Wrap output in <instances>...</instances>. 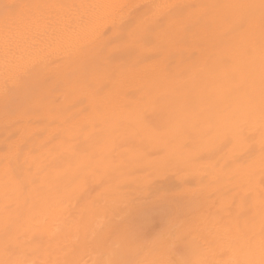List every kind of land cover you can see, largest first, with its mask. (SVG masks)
I'll return each instance as SVG.
<instances>
[{"label": "snow or ice", "instance_id": "snow-or-ice-1", "mask_svg": "<svg viewBox=\"0 0 264 264\" xmlns=\"http://www.w3.org/2000/svg\"><path fill=\"white\" fill-rule=\"evenodd\" d=\"M61 13L77 23L82 38L73 53V70L59 85L66 96L77 98L70 108L78 110L65 121L62 132L48 141L55 147L47 162L34 159L28 163L34 150L24 140L8 143L2 150L0 264H264V0H149L139 5L3 0L0 98L6 104V119L16 114L7 110L14 99L18 109L39 112L46 108L47 97L37 91V86L46 79L44 70L52 61L50 53L40 46L43 32L34 26L40 21L51 22ZM194 26L210 31L213 43L202 50L196 63L179 72L171 71L163 62L150 72L141 71L138 65L144 63L143 59L127 68L113 65L117 48L162 54ZM241 34L245 42L238 74L236 57L230 49L237 48ZM129 76L144 81L135 105L127 106L139 122L134 135L146 133L150 139L165 144L170 138L179 139L189 151L197 137L215 140L221 149L232 145L226 165L246 174L250 182L258 165L259 200L250 196L242 204L241 214L254 220L258 209L259 231L243 235L219 233L209 243L202 222L162 208L168 227L154 237L144 235L132 224L118 231L102 228L93 241L99 250L94 260L84 259L75 249L65 252L62 259L20 258L37 252L22 209L33 213L44 207L67 205L74 216L79 210L72 205L75 199L77 205L86 201L83 211L115 205L122 213V221L137 211L139 198L125 192L117 170L106 163L111 152L123 147L127 140L119 135L125 122H114V116L120 83ZM17 90H23L18 98ZM194 96L199 104L191 102ZM149 109L161 115V122L147 120ZM188 112L196 114L195 123L181 118ZM21 161L28 165L22 170ZM160 162L173 163L167 155ZM91 193L95 195L89 199ZM209 254L227 259L210 260Z\"/></svg>", "mask_w": 264, "mask_h": 264}, {"label": "rangeland", "instance_id": "rangeland-1", "mask_svg": "<svg viewBox=\"0 0 264 264\" xmlns=\"http://www.w3.org/2000/svg\"><path fill=\"white\" fill-rule=\"evenodd\" d=\"M24 1H26V3L79 4L99 3L100 0ZM114 2L139 5L149 2V0H114ZM168 2L216 3L222 2V0H168ZM57 19L66 20L69 18H66L64 14L61 13L54 20ZM244 42L245 37L241 34L237 37V48L230 49L231 54L236 57L235 67L238 74L243 64L242 45ZM80 43H82L81 37ZM212 43L213 38L210 31H206L199 26H194L186 37L182 36L178 38L177 43L168 47L162 54H157L152 50L117 48L113 53L112 60L114 66L127 68L136 64L138 60L143 59L144 63L139 64L138 69L149 72L157 66H160L161 62H163L171 71L179 72L184 67L196 63L200 59L202 50L210 48V44ZM203 46L205 47L203 48ZM74 61L75 56L72 54L44 70L46 79L37 86V91L43 92L47 97V106L44 110L33 112L25 108L18 109L15 100H13L8 103L7 110L15 111L16 114L11 119H6V104L4 99L0 98V149L5 148L3 143L11 133V127H14L15 124L20 122V126L26 128L28 131L34 129L40 131L42 152L47 154L44 162H47V160L51 158L50 153H52L55 144H48V141L53 136L62 132L63 128L66 126L65 121L70 119L78 110L70 108L77 98L66 96L65 90L59 87L64 77L73 70ZM143 82L144 81L139 78L129 76L125 77L120 83L121 95L116 101L118 106L114 116V122L120 120L125 122L126 127L120 129L119 135L126 137L127 140L123 147H116L115 150L111 152L106 162L110 168H115L117 170L125 192L127 191L130 196L139 198V208H147L149 205L154 206L156 204L158 206L166 205L168 207V204H173L175 211L182 214L188 220L202 222L206 229L209 228L212 223H218L222 226H228V228L233 230L238 228L243 233L252 230L258 232V209L255 212L254 220L250 219L247 215L241 214V206L250 196L255 198L257 202L259 200L261 184L258 165L255 176L250 182L246 174L240 173L235 168L226 165V161L229 159L233 149L232 145H228L221 149L217 141L209 138L200 139L197 137L194 142V148L189 151L182 147L183 142L179 139L170 138L169 142L165 144L150 139L146 133L134 135V131L139 128V122L132 114L131 108L127 106L135 105L141 94L140 90L144 85ZM191 102L193 104L200 103L195 96L192 98ZM200 106L204 107L205 105L201 104ZM146 116L149 122L159 123L162 120L161 115L151 109L148 110ZM150 118H152V121ZM181 118L188 119L193 123L196 122V114L194 112L184 113ZM141 141L143 143H141ZM144 143H146V145ZM46 144L47 147H44ZM40 153V151L36 152L34 154V159H39ZM165 155H167L173 163L162 165L160 161ZM185 162L193 163L194 168L200 169L203 178L200 180H196V178L192 179L191 175L193 171L184 165ZM1 163L3 162L1 161ZM22 167L23 166H21V168ZM136 174H138V176H136ZM3 179L2 166L0 168V183L3 182ZM153 183L155 184L153 185ZM158 186H161L162 188H160L162 190ZM148 187L150 188L148 189ZM208 187H210L209 189L211 191L219 190L220 193L217 196L210 195L208 194ZM188 190L193 191L195 196H190L187 193ZM157 191H160L161 194ZM91 194L88 196L89 199L95 195L94 193ZM148 194L150 196H148ZM154 194H160V196H156L155 198ZM158 197H163V200L157 201ZM74 201L76 200L73 199L72 204ZM22 211L25 213L24 224L33 220H35V224L43 222L46 224H53L51 219H56L62 211H65V217L69 215V208L67 205L44 207L39 212L33 213H28L27 210L24 209H22ZM29 214H31V216ZM210 219H213V221H209ZM29 234L34 241V247H38L41 242H46L48 240L37 227H31ZM32 255L28 258H33Z\"/></svg>", "mask_w": 264, "mask_h": 264}, {"label": "bare ground", "instance_id": "bare-ground-1", "mask_svg": "<svg viewBox=\"0 0 264 264\" xmlns=\"http://www.w3.org/2000/svg\"><path fill=\"white\" fill-rule=\"evenodd\" d=\"M0 2H3V0H0ZM8 2H25L26 3V1L24 0H8ZM106 2H114V0H100L99 1V3H106ZM2 23H3V18L2 16H0V25H2ZM36 26H38L40 30L43 32V35L41 36L40 46L46 52L50 53V59L52 62L49 63L47 68L53 64H56V62H58L59 60H62L63 58L68 57L69 55H72L75 49H77L79 45L81 44L80 43L81 36L78 33V25L74 20L57 19V20H52L51 22L40 21L39 24L35 25L34 27ZM204 47L205 46H203V48ZM22 92L23 90H17L16 97L18 98L19 96H21ZM151 119L152 118H150V120ZM153 120L155 121L154 117H153ZM11 129H12L11 133L4 140V143H3L4 147H6L8 143H11L13 141L24 140L28 143L29 148L34 150L29 155L28 163H31L34 160V154L38 151L41 152L39 156V160L45 161L44 159L47 157V154H45V152H42L43 149H42L41 134L39 133L40 131L35 130V129L28 131L26 130V128H22V126H20V122L15 124L14 127H11ZM141 143L143 142L141 141ZM144 144L146 145V143ZM2 150L3 149H0V155H2ZM150 151H151V148H150ZM184 165H186L187 167H189L190 170L193 171L191 175L192 179L196 178V180H200L203 178L202 172L200 171V169L194 168L193 163L185 162ZM2 166H3V163H1L0 161V168ZM21 166L23 167L21 168ZM27 166H28L27 164L21 161V165H20L21 170L23 168H26ZM150 173H151V170H150ZM136 176H138V174H136ZM154 184L155 183H153V185ZM158 187L160 188L161 186H158ZM149 188L150 187H148V189ZM159 188L157 189L160 190L162 187L160 189ZM209 188L210 187H208V190H209L208 194L210 195L217 196L220 193L219 190L211 191ZM160 191L159 192L157 191V192L161 194ZM187 193L190 196H195L193 194V191L191 190H188ZM229 193H230V190H229ZM160 194L159 195L154 194L155 198L156 196H160ZM148 196L150 195L148 194ZM149 198H152V197H149ZM85 202L86 201H82L80 202L79 205H77V202L74 201L72 205L79 209L76 212V214L74 216L69 214L67 217H65V211H62L57 216L56 219H51V221H53L52 222L53 224H46L44 222L35 224V220L25 224V227L30 230H31V227L39 228L41 230V233H43L44 236L48 238L46 242H41V244L38 245V247L35 246V248L37 249V252L32 255L33 258H29V259H35L38 261H46L49 259L55 260L58 258L62 259L65 252L70 253L73 249H75L80 252V254L83 256L84 259L91 261L97 258L99 250L97 249L93 241L97 233L100 232L102 228L111 227L114 231H118L120 228L126 226L127 224H132L136 228H138L141 231V233H143L144 235L149 236V237H154L160 234L161 232H163L168 227L167 215L165 212L161 210L162 208L167 207L166 205L158 206L156 204L154 206L149 205V207L147 208L138 207L137 211L131 217L122 221L120 218L122 213L119 212V209L116 208L115 205H109L107 207L98 206L92 211H83ZM164 209L174 210L173 204H168V207ZM113 213H116V214H113ZM29 215L31 216V214ZM209 221H213V219H210ZM224 232H230V233L239 234V235L244 234L238 228H235L233 230V229L228 228V226H225V225L222 226V225H219L218 223H212L209 226V228L206 229V235H208L207 237H208L209 243H212L214 240H216L217 235L219 233H224ZM60 249H63L64 251H59ZM28 257L21 256L20 258H28ZM207 258L210 260L227 259L226 256H220L218 254L217 255L209 254L207 255Z\"/></svg>", "mask_w": 264, "mask_h": 264}]
</instances>
